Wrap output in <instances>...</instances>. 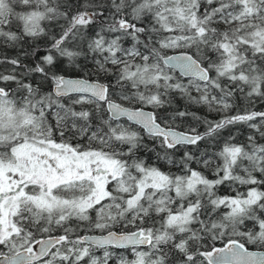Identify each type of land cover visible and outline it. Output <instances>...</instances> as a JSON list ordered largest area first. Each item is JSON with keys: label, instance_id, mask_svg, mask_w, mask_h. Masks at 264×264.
Instances as JSON below:
<instances>
[{"label": "snow or ice", "instance_id": "snow-or-ice-1", "mask_svg": "<svg viewBox=\"0 0 264 264\" xmlns=\"http://www.w3.org/2000/svg\"><path fill=\"white\" fill-rule=\"evenodd\" d=\"M249 246L264 0H0V264H264Z\"/></svg>", "mask_w": 264, "mask_h": 264}, {"label": "trees", "instance_id": "trees-1", "mask_svg": "<svg viewBox=\"0 0 264 264\" xmlns=\"http://www.w3.org/2000/svg\"><path fill=\"white\" fill-rule=\"evenodd\" d=\"M201 114H203V111L202 110H201ZM217 246H221V245L219 243H217ZM249 247L252 248V249H258V248L252 247V246H249Z\"/></svg>", "mask_w": 264, "mask_h": 264}, {"label": "water", "instance_id": "water-1", "mask_svg": "<svg viewBox=\"0 0 264 264\" xmlns=\"http://www.w3.org/2000/svg\"><path fill=\"white\" fill-rule=\"evenodd\" d=\"M250 250H253V251H264V249H252V248H250Z\"/></svg>", "mask_w": 264, "mask_h": 264}]
</instances>
